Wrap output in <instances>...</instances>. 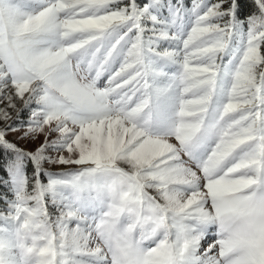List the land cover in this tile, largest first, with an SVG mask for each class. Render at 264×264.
<instances>
[{
    "label": "snow or ice",
    "instance_id": "obj_1",
    "mask_svg": "<svg viewBox=\"0 0 264 264\" xmlns=\"http://www.w3.org/2000/svg\"><path fill=\"white\" fill-rule=\"evenodd\" d=\"M0 169V264H264V0H0Z\"/></svg>",
    "mask_w": 264,
    "mask_h": 264
},
{
    "label": "rangeland",
    "instance_id": "obj_2",
    "mask_svg": "<svg viewBox=\"0 0 264 264\" xmlns=\"http://www.w3.org/2000/svg\"><path fill=\"white\" fill-rule=\"evenodd\" d=\"M24 117H25V118L27 117V113L24 114ZM9 139H13V137L10 136ZM42 140H43V137H41L40 140L37 141V143L41 142ZM22 143H23V142H22ZM26 146L29 147V148H32V147H34L35 145H33V144H27ZM29 171H31V165H29ZM9 196H10V193H9ZM2 207H3V205L0 204V208H2Z\"/></svg>",
    "mask_w": 264,
    "mask_h": 264
},
{
    "label": "trees",
    "instance_id": "obj_3",
    "mask_svg": "<svg viewBox=\"0 0 264 264\" xmlns=\"http://www.w3.org/2000/svg\"><path fill=\"white\" fill-rule=\"evenodd\" d=\"M186 3H190V0H185ZM0 175H3L2 169H0Z\"/></svg>",
    "mask_w": 264,
    "mask_h": 264
}]
</instances>
